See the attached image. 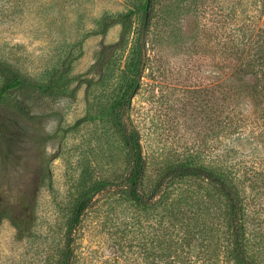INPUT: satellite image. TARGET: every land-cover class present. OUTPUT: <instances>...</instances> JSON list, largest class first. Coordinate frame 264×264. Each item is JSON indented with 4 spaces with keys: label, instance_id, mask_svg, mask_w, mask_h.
<instances>
[{
    "label": "rangeland",
    "instance_id": "374dc122",
    "mask_svg": "<svg viewBox=\"0 0 264 264\" xmlns=\"http://www.w3.org/2000/svg\"><path fill=\"white\" fill-rule=\"evenodd\" d=\"M144 1L0 0V60L34 82L57 78L66 69L65 81L90 79L88 70L97 53L120 33L116 25L101 34V22ZM159 1L157 8L165 4ZM257 4L186 0L181 10L168 9L151 24L145 66L129 111L148 164L147 190L161 163L182 160L244 168L247 178L264 183V97L251 101L248 87L254 80L231 75L222 59L232 39L241 48L242 33L255 34L264 26L263 17L257 22ZM132 22L126 44L102 74L95 75L89 91L82 85L74 100L33 99L32 112L39 120L24 123L20 142L0 159V211L15 222L0 220V264H56L75 200L96 182L116 181L125 174V150L109 121L74 125L85 115L87 103L91 114H98L131 76L140 16ZM76 86L73 82L70 89ZM232 109L233 132L226 129ZM47 135L54 138L45 141ZM181 186L199 193V200L189 198L191 204L198 209L211 205L221 220L222 200L210 186L197 180ZM247 206V236L263 262L264 190ZM191 207L181 208L186 219ZM163 213L161 208L137 209L112 190L95 195L73 229L71 264L160 263L164 227L175 224ZM197 244H191L187 257L192 262L209 258Z\"/></svg>",
    "mask_w": 264,
    "mask_h": 264
},
{
    "label": "trees",
    "instance_id": "16d2710c",
    "mask_svg": "<svg viewBox=\"0 0 264 264\" xmlns=\"http://www.w3.org/2000/svg\"><path fill=\"white\" fill-rule=\"evenodd\" d=\"M185 1L164 0L163 7L157 8L159 0H145L143 5L133 10L105 18L100 24L99 32L106 34L111 27L117 25L120 27V33L116 42L101 47L97 53L95 62L88 70V73L93 74L90 79L77 76L65 81L62 76L65 75L63 73H67L66 69L57 78L43 83L34 82L9 63L0 60V159H2L8 155L14 143L20 142L24 123L39 120L32 112L33 99L39 97L53 101L74 100L78 88L82 85L89 91L96 84L95 75L102 74L114 54L126 44L133 26V18L140 16V27L136 33L129 65L131 76L122 82L117 93L112 92V95H116L115 98L111 99L109 95V101L98 114H91L87 103L85 115L74 125L77 128L85 123L109 121L121 138L125 150L126 172L116 181L96 182L82 191L75 200L68 222L64 251L56 264H71L73 229L92 198L107 190H112L120 200L142 211L161 208L165 217L175 221V224L168 223L164 227L167 235H163L159 246L158 264H264L254 252L255 244L251 241L252 238L247 236L245 224L247 205L263 193L264 183L258 182L254 177L247 178V169L236 166L209 167L192 160L166 161L161 163L151 189L146 188L148 164L142 153L139 133L129 118L131 98L138 89L139 77L145 66L146 43L151 24L158 20L155 19L158 14L166 16L171 9L181 10ZM255 7L258 22L261 17L264 18V0H258ZM235 40L236 38L232 39L231 45L225 47V51L222 52L224 65L231 75L242 74L254 80L248 87L249 97L251 101L258 100L264 97V26L257 28L255 34L242 33L238 43L242 45L241 48L237 46ZM73 82H76L77 86L70 89ZM260 104L262 105L261 101ZM232 111L226 116L228 119L226 129L233 132L235 130L231 128L236 125L230 119L234 118L235 110ZM260 112L264 128V106ZM53 138L54 135H47L44 139L49 141ZM190 180L205 183L221 197V220L216 217L211 205L198 209L195 204L190 203L189 198L192 196L199 200L198 192L181 189V185ZM182 207H191L188 209V219L185 218ZM2 219H9L15 226L9 215L0 211V220ZM169 226L172 228L168 232ZM193 242H198L197 250H203L208 259L201 262L187 259L188 254L192 253Z\"/></svg>",
    "mask_w": 264,
    "mask_h": 264
}]
</instances>
